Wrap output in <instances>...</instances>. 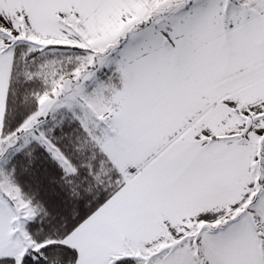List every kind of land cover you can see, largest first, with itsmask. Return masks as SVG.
<instances>
[{"label": "snow or ice", "instance_id": "snow-or-ice-1", "mask_svg": "<svg viewBox=\"0 0 264 264\" xmlns=\"http://www.w3.org/2000/svg\"><path fill=\"white\" fill-rule=\"evenodd\" d=\"M0 264H264V0H0Z\"/></svg>", "mask_w": 264, "mask_h": 264}]
</instances>
